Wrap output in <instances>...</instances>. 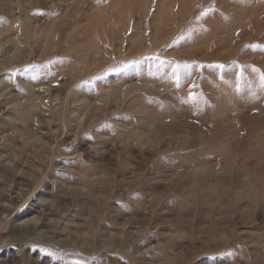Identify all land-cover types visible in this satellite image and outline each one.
Returning a JSON list of instances; mask_svg holds the SVG:
<instances>
[{"label":"rangeland","instance_id":"obj_1","mask_svg":"<svg viewBox=\"0 0 264 264\" xmlns=\"http://www.w3.org/2000/svg\"><path fill=\"white\" fill-rule=\"evenodd\" d=\"M261 74L264 0H0V264H264Z\"/></svg>","mask_w":264,"mask_h":264},{"label":"snow or ice","instance_id":"obj_2","mask_svg":"<svg viewBox=\"0 0 264 264\" xmlns=\"http://www.w3.org/2000/svg\"><path fill=\"white\" fill-rule=\"evenodd\" d=\"M261 82L264 84V74H261Z\"/></svg>","mask_w":264,"mask_h":264},{"label":"bare ground","instance_id":"obj_3","mask_svg":"<svg viewBox=\"0 0 264 264\" xmlns=\"http://www.w3.org/2000/svg\"><path fill=\"white\" fill-rule=\"evenodd\" d=\"M31 220H33V219H31ZM35 221L37 222V220L35 219ZM28 223V222H27ZM34 224H36V223H34ZM39 227V226H38ZM36 228V227H35ZM41 228V227H40ZM41 232H42V230H41Z\"/></svg>","mask_w":264,"mask_h":264}]
</instances>
